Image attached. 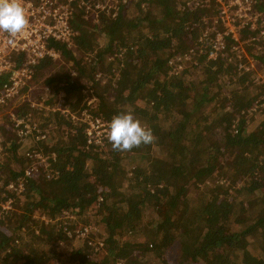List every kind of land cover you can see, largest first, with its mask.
<instances>
[{
  "label": "trees",
  "instance_id": "trees-1",
  "mask_svg": "<svg viewBox=\"0 0 264 264\" xmlns=\"http://www.w3.org/2000/svg\"><path fill=\"white\" fill-rule=\"evenodd\" d=\"M213 4L200 3L195 9L180 7L174 0L122 4L116 15L97 17L93 33L83 30L73 37L81 57L69 41L50 40L66 62H73L77 77L87 82L78 83L69 70L45 79V86L63 93L64 108L79 115L88 109L109 121L132 111L152 130L155 141L126 152L113 150L109 142L102 149L87 144L81 124L72 125L77 127L74 131L58 130L50 142L36 141L38 125L20 138L17 131L22 126L10 117L14 125L3 126L5 137L0 138L13 154L0 163L6 170L0 181H17L19 176L26 180L16 198L12 231L0 230V264L18 259L22 264H148L138 260L139 252L168 264L162 260L168 249H174L177 264H264V118L248 130L250 114L262 103L264 84L248 79L239 61L233 62L232 71L237 70L229 78L236 82L234 88L219 108H209L215 91L225 89L217 88L216 82L222 65L228 66L225 57L208 59L210 44L199 47L197 33L212 25L218 11L216 1ZM130 5L132 15L127 14ZM253 5L264 9L260 0H253ZM86 18L82 14L76 19L78 28L85 27ZM98 30L108 40L102 48L96 40ZM226 42L225 53L231 57L235 40L229 35ZM260 43L249 55L264 65V41ZM48 59L41 60L36 71L54 64ZM101 69L110 70V76ZM106 77H115V87L121 90L111 102L102 94ZM5 80L0 79V89ZM84 89L98 97V110L91 109ZM54 98L47 103L54 105ZM14 111L27 120L25 115L36 109L25 101ZM46 119L62 129L70 118L51 110ZM31 149L43 151L52 164L26 176L24 170L33 161L25 153ZM12 160L20 170L8 168ZM52 169L58 173L55 179L47 176ZM42 216L49 221L38 219ZM73 217L89 226L95 217L104 228L103 240H97L94 231L73 236ZM54 220L62 224L58 231L57 223L51 224ZM67 232L83 243L67 249L72 245ZM140 236L147 241L140 243Z\"/></svg>",
  "mask_w": 264,
  "mask_h": 264
},
{
  "label": "built area",
  "instance_id": "built-area-1",
  "mask_svg": "<svg viewBox=\"0 0 264 264\" xmlns=\"http://www.w3.org/2000/svg\"><path fill=\"white\" fill-rule=\"evenodd\" d=\"M132 1L134 0H22L25 13L29 18L28 27L23 33L15 37L0 32V79L6 78L0 89V103L16 96L20 90L31 82L36 73V67L41 60L58 53L53 46H50L51 39L70 42L68 39L72 37L73 30L75 31V28H72L71 20L76 18L75 15L78 12V10H75L76 8L81 9L80 12H83L84 16L93 18L104 15H116V10L120 5H126ZM215 1L219 9L217 19L226 22L227 18V21H229L231 17L234 21L238 19L240 23L243 21L257 30L252 40L247 42L244 37L239 38L236 35L237 32L235 31L239 27L237 21H235V26H232L229 22L230 25L228 24L229 26L218 30V34L211 30L210 27L212 26H208L204 29L205 31L203 30L199 41L210 44L211 53L217 50H226V36L229 35L235 40L232 45L233 50L237 48L245 49L246 47L242 44L243 40L246 46H249L252 41H264V13L254 8L253 0ZM258 23L260 27L256 28ZM258 36L261 37L259 40L256 39ZM173 61L174 59H171L170 63ZM241 65L245 64L241 63ZM261 100V104L264 107V96ZM74 119L77 121L76 123L83 125V132L88 145L100 146L105 144L104 142L108 143L105 134L108 130L109 120H105L102 116L86 109L80 115H76ZM15 121L17 125L22 126L19 130L21 136L25 134V131L29 133L32 129L37 128V125L30 126L29 119L20 118L18 120L15 119ZM46 138L47 135L45 133L42 134L41 130L38 129L36 141ZM25 154L33 161L24 170L26 176H33L40 172L42 167L48 168L52 164L49 161L50 156H45L44 152L39 149L27 150ZM52 158H55V153L52 154ZM52 170L53 174L48 171L47 176L55 179L58 173L54 169ZM25 180V176H19L17 181L12 180L8 183L0 181V222L5 218L12 206V199H4L1 191L3 189L16 191L20 195L24 190ZM91 229V226H83L78 229V232L82 236H89Z\"/></svg>",
  "mask_w": 264,
  "mask_h": 264
},
{
  "label": "rangeland",
  "instance_id": "rangeland-1",
  "mask_svg": "<svg viewBox=\"0 0 264 264\" xmlns=\"http://www.w3.org/2000/svg\"><path fill=\"white\" fill-rule=\"evenodd\" d=\"M174 1L176 2V5H180V7L184 8L186 6V7H190V8L195 9V7L198 6L200 3H202V5L205 4L207 6L208 5L210 6V5L213 4L212 1H214V0H212V1L211 0H184V1L183 0H174ZM209 2H210V4H209ZM261 2L264 4V0H260V3ZM213 6L215 7V1H214ZM128 7H130V8L127 10V14L128 15H132V13L134 11L133 10L134 9V5H130ZM216 8H217L218 11H217L216 15L211 18L212 19V25H210V26H212V27H210L211 30H214V32H216V34H218L219 33L218 30H222L225 26H229L230 24L232 26L233 25L235 26V24H236L235 21H237V23L239 24L238 25L239 27L235 31V32H237L236 35H238L239 38L240 37H244L247 42H248V40H250V41L252 40V38L254 37L255 32H256L257 29L252 28L250 25L245 24L243 21L240 23L238 21V19H236L234 21V19L231 18V17H230L229 21H227L228 20V18H227L226 22L221 20V19H217L219 9H218L217 6H216ZM75 10H78L77 14L75 15L76 18H73L72 20L70 19L71 20V24L73 25V26L72 25H70V26H72V28L74 27L75 31L72 28L71 29L75 33L72 32V37L70 39H68V40H70V45L69 46L74 51V54L77 57H81L83 54H82V52L80 50L77 49V47L75 45V42H73V37L75 35H77V33L79 34V33L83 32V30H87L89 33H93L94 29L91 28V25L96 23L98 21V18L97 17H95L93 19H91L90 17L88 19L86 18L88 23H86L85 27L78 28L75 22H76V19H78L82 15L83 12H80L81 9H78V8H76ZM260 10H259L260 12L264 13V9L261 8ZM204 19H207V18L204 17ZM229 22H230V24H229ZM198 24H200V23H195V26L196 25L198 26ZM257 27H260L259 23L256 25V28ZM205 28L200 29L199 33H197L199 35V37L201 36V34H202V32H203V30ZM98 31L100 32L101 30H98ZM100 33L101 34H96L97 35V39L96 40L98 42L97 44H98L99 48H102V47H104L106 45L108 40H107V36L105 35L104 32H100ZM88 38H90V37H88ZM259 38H261V37L258 36L256 39L259 40ZM204 44H206V43H202L201 42L199 47L202 48V45H204ZM242 44L246 48L245 49L244 48L234 49V51L235 50L236 51L233 54V56H231V57H227V55L225 53V49L217 50L216 52L208 54V59H210V60L211 59L215 60L216 58H218L220 56L222 58L225 57V58H223V59L226 60L225 61L226 63H224V64H228V66H230V67H228V66L226 67L225 66V68H224V65H222L223 68L221 69V72H222L221 75H220L221 78H220V80L218 82H216V84H217V88H220V89L225 88V89L222 90L221 92L215 91V93H216L215 95H217L216 99L212 103H210L208 105L209 108L212 109V110H214V108H219V106L223 103L224 97L229 96L230 95L229 92L234 88V84L236 82L235 83H231L232 79L229 78V76L232 75L233 73H235L236 70H237L236 69L237 67H235L236 70L234 69L232 71V69L234 68L232 66L233 62L237 63V61H239L237 66L245 68L244 71L246 73H248L247 74V78L248 79H251L254 82H258L260 85L264 84V65H263V62L262 61H256L255 58H253V56H252V54L256 50L257 44H259V46H260L261 43L257 42V41H252L249 46H246L245 45V41L243 40ZM250 52H253V53H251L249 55ZM48 58L51 59L54 62V64L51 65L50 67H46V68H44V69H42L40 71L37 68V71H36V73L34 75L33 81L29 82L26 85V86H29L27 93L17 94L16 96H14L11 99H9V100H11L9 105H3V103H2V105H0V137H2V138L5 137V132L3 131V126L5 128H7V126H9L10 124L14 125L13 122H10V117L13 119V121H15V119L16 120L20 119V118H18L19 116L14 111V108L18 107V106L22 107L23 103L25 101L31 102V106L32 107L34 106V109H36L35 113L31 112V114H30L28 112L25 115L28 119H30V121H29L30 122V126L38 125L40 130H41V132H42V134L45 133L47 135V138L45 140L48 139V142H50L49 138H52L55 135L56 136L54 138H57V136H58L57 131L58 130H59V132H60V130H64V129H69V130H73L74 131V130H76L77 127H71V126L72 125H78L79 126V124L76 123L77 121H75V119H74L75 116L79 115V114L77 112H73L71 110L68 111L69 109L64 108V106L62 105L61 101L63 99V93L62 92L55 93V88L52 87V86H47V85L45 86L44 82H45V79L48 78L49 76L54 75V74H56L58 72L61 73L63 70L64 71L69 70L70 74L77 79L78 83L86 84L87 82L85 80H82L79 77H77L78 76V72H77V69L73 67V62H71V61L66 62L64 60V58L62 56H60L58 53L56 55L52 56V57H46L45 59H48ZM187 58H189V55L187 56ZM245 58L247 59V64L241 65V63H243V61L246 60ZM101 71H102V73H104L105 76L106 75L108 77L110 76V70L101 69ZM199 74L200 73H195L193 76H197ZM231 78H233V77H231ZM103 79H104V82L106 80L107 83L102 84V86H103L102 87V94L107 99L110 100L111 96L115 97L116 92L117 93L121 92V90L117 91V88L115 87V81H116L115 77L112 80L107 78V77H106V79L105 78H103ZM243 83H244V81L240 82V84H243ZM239 88H240V86H239ZM82 93L86 94L89 104H92L91 109L94 110V111L98 110L99 109V107H98L99 104H98V101H97L98 97H96L88 89L82 90ZM54 96H55L54 101H53L54 105H51V104L47 103V100H49L50 98H53ZM110 102H111V100H110ZM228 105H230V104H227L225 106H228ZM262 108H264L262 106V104H259V105H257V107L254 110V112H252V114H250V117L252 118V120H251L252 122L249 124L248 130H254L256 128V126L259 124V122L264 118V113L262 112ZM51 110H53V111L61 110L62 113H65L70 118L69 120H67L65 125L62 126V129L61 128L60 129H56L59 126V124L52 125V123L48 122L49 120L46 119L48 114H49V112ZM43 111H45V114H42ZM27 115H29V116H27ZM96 115H100V116L103 117V115H101V114H96ZM35 116H37V118ZM105 120H108V119L105 118ZM41 121H43V122H41ZM68 121H69V123H68ZM47 123L51 124L50 126H52V127H47ZM39 124H41L42 126L39 125ZM16 125H17V123H16ZM17 132H18V135H19L20 138H23V137H26L27 135H29V133H27V131H25V134L23 136H21L19 134V130ZM11 134H12V132H11ZM8 136L9 135L7 134V137ZM2 138H0V163L7 162L8 157L13 154L7 148V146L3 145L4 143L2 141ZM104 143L105 144L100 145V147L102 149H104L105 146L107 145L106 142H104ZM8 168L15 169V170H20L21 166H20V164L17 161H13L12 160V162L10 163ZM5 171L6 170L3 171V169L0 168V175H1V172L5 173ZM1 192H2V194L4 196V199H7V198L12 199V203H11L12 206H11L10 211L5 215V218L0 222V230L12 231V229L10 227L13 225V221H14V215H15L14 212H15V208L17 206L16 205V201H17L16 198H17V196H20L21 194L18 195V193L16 191H8L6 189H3ZM195 192H197V191H195ZM91 213H93V212H91ZM91 213H89V214H91ZM37 217H38L37 215L34 216V218H37ZM73 218H75V220H76L75 227L77 228V230L74 232V234H72L73 236H75V235L78 234V228L80 229L83 226H89V225L87 224L86 220L83 222V221H81L80 219H78L76 217H73ZM38 219H40V220L43 219L46 222L49 221L44 216L39 217ZM153 219H155V218H153ZM90 220L92 221L91 224H90V226L92 227L91 232L92 231L96 232L95 234H97L99 236H96L95 238L97 240L102 241L103 237L105 236L104 228L102 226H99L98 223L95 222V220H96L95 217H92V219H90ZM146 220H150L148 215H146ZM148 222H150V221H148ZM56 223H57V220H54V221L51 222V224H56ZM61 225L62 224L57 223V227L54 230L58 231L59 229H61V227H62ZM150 226H151V224L148 227H150ZM38 230L39 229H36V232H38ZM91 232H90V234H92ZM66 235L72 241L71 242L72 245H69L67 247V249L68 248H76V246L78 244L83 243L81 240H78L77 238L71 237L70 236V232H67ZM75 239H77V240H75ZM138 240H139L140 243H144L145 241H147V239H145V237H143V236H140ZM136 256H137L138 260L141 261V263L142 262H147L148 264H163L162 261L160 262L161 258L156 257L154 255L152 256L151 254H146V253L143 254V253L139 252ZM162 260H165V262L167 261L168 264H177L176 263L177 258H176L174 249L173 250L172 249L171 250L168 249L166 251V253L163 255ZM2 261L3 260H1V263H2ZM6 264H22V261L19 260V259L17 261H15V262H11V260H8V262Z\"/></svg>",
  "mask_w": 264,
  "mask_h": 264
},
{
  "label": "clouds",
  "instance_id": "clouds-1",
  "mask_svg": "<svg viewBox=\"0 0 264 264\" xmlns=\"http://www.w3.org/2000/svg\"><path fill=\"white\" fill-rule=\"evenodd\" d=\"M22 0H0V32L15 37L28 27ZM106 140L115 151L126 152L155 141L150 128L145 127L131 112L114 115L108 124Z\"/></svg>",
  "mask_w": 264,
  "mask_h": 264
}]
</instances>
